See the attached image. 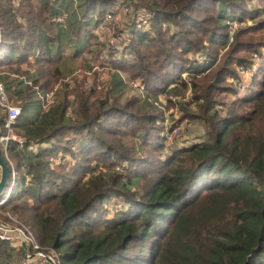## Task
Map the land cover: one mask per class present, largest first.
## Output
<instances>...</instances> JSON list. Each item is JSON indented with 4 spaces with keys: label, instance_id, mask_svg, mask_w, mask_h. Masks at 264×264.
Listing matches in <instances>:
<instances>
[{
    "label": "trees",
    "instance_id": "obj_1",
    "mask_svg": "<svg viewBox=\"0 0 264 264\" xmlns=\"http://www.w3.org/2000/svg\"><path fill=\"white\" fill-rule=\"evenodd\" d=\"M55 2L0 0V73L21 79L10 85V99L25 104V115L63 79L44 39L59 38ZM80 3L75 54L96 45L106 14L124 3L135 23L124 28L130 57L117 69L140 79L150 97L179 105L180 121L203 123L204 135L168 149L157 107L65 85L62 105L40 108L41 117L22 114L14 126L27 146L11 143L10 162L3 153L20 177L0 217L20 216L62 264H264V0ZM232 22L245 27L229 45ZM241 66H257L245 93L228 83ZM189 92L196 111L173 100ZM226 93L237 100L227 102ZM5 118L0 114V134ZM49 118L56 120L49 132L39 135L35 126L24 133L29 122ZM112 200L122 203L113 213ZM24 263V251L0 239V264Z\"/></svg>",
    "mask_w": 264,
    "mask_h": 264
},
{
    "label": "rangeland",
    "instance_id": "obj_2",
    "mask_svg": "<svg viewBox=\"0 0 264 264\" xmlns=\"http://www.w3.org/2000/svg\"><path fill=\"white\" fill-rule=\"evenodd\" d=\"M80 1L81 0H56V2H55L56 10L60 11V13H61V16H59L57 19V21L61 22V26L57 27L59 38L55 43H52V44L48 43V39H46V38H44V39L46 42V49L49 52H51L50 55L53 56V58L56 60V62H58L59 66H60L61 72L63 74V79H61L59 81V83L55 85V87L52 91L48 92V94H49L48 96L49 97L54 96L55 97L54 103H58L59 105H62L63 100L61 97V93H62L65 85H68V86L70 85L72 87H75L76 85L83 83L84 85L83 84L82 85L85 88H88V89H92L94 87L97 88V90H99L101 92L102 97L103 96L106 97L110 92L113 93V95L115 97H117L121 103H123L127 99L138 97L139 99H141L140 103L143 107L148 108V105H152L153 107H157V109H159L160 111H162L164 113L163 124L165 126V133L163 134V136H165V137L167 136V133L172 128V126L175 127L178 124L183 125L181 130L179 131V133L176 136H174L172 143L167 141V138L165 139V142L168 146L167 147L168 149L173 147V146L188 147L191 143L200 142L202 139V136L204 135L203 123H201L200 121H190V120L180 121L183 112H181L179 105H177V104H179V102H180V103H185V104H189L190 106H192L190 104V99H189V97H191L190 92L188 94H186L187 98L184 100H182V97H180V98L173 97V99L175 101H177V104H176L177 107L169 108V106L166 105V101H167L166 95H161L159 99L150 97L149 94L146 92V89H144V85L140 79L132 80L131 76L128 73L121 71L120 69H117L116 65H118L119 62H122L126 58L128 59L130 57V55H128L129 54L128 52H129V47H130L131 41L116 44V41L112 40V41H115L114 44H112V45L116 50H114L113 53L109 51V52H107V54H105V52L110 49L111 36L113 34L117 33V31H119V29H120V27L116 24V19L114 21L115 23L111 22L112 20H110V19H109L110 22H109V20H108V22L106 20V22H104L102 25H100L99 28L94 32V34L96 35L98 40L95 43L96 45H94L92 47H88V45H87V49L90 52L88 50H86L81 55L75 54L76 38L73 36V31H74V28H76V25L78 22L77 20L82 15V8H81ZM16 4H18V1L16 2ZM258 4H260V2H258ZM262 6L264 7L263 4H262ZM117 7H119V9L121 8V6L118 4L115 6V8H117ZM115 12H116V9L113 8V12H109L108 14H112ZM123 14L124 13H122L118 16V19L120 20L119 23L122 22V25L124 26V28L125 27L129 28L131 25H133L135 23V22L131 23V17H132L133 13L130 12L126 16H124ZM107 16L108 15L106 14L104 19L105 18L108 19ZM139 19H141L143 24L147 25L148 19H147V16L145 14L143 16H141ZM234 25H237V27H235ZM243 25L244 24L239 26L237 23L236 24L232 23L230 32L232 29H236V28H238L237 31L240 30L241 27H245V25L244 26ZM247 25L251 26L254 24L249 23ZM164 27L166 28V26H164ZM106 34H107V36H106L107 40L106 41H107V43H109L108 46L105 45V38H103V36ZM121 37H122L121 38L122 41L126 39V37H124V36H121ZM128 37H129V34H128ZM129 39H130V37H129ZM100 43L103 45L102 49L100 47ZM232 43H230V41H229V45ZM229 45H227V47ZM100 49H101V51H100ZM107 55L109 56V58H106ZM32 59L34 60V58H32ZM205 61H206V57L205 58L202 57L201 62L204 63ZM252 61H253V63H257L256 62L257 58L255 56H253ZM241 67H243V66H241ZM241 67H238L237 69H241ZM256 68H257V66L254 67L255 70H256ZM238 72H239V70H238ZM6 75H9L10 78L9 79L5 78ZM239 76H240V78H242L243 81L246 82V85L248 87V84L251 82L253 75L250 77L249 75L244 73L243 70L241 69L239 72V75L237 74L236 78H229L228 79V83L230 85H232L233 87L237 88L238 91L241 88V87H239V84H236L239 81ZM14 79L21 80L17 76L10 75L7 73H0V83H2L5 86L9 96L13 95L10 91V85L12 84ZM38 98L40 99L41 97L38 96ZM224 99L227 102L232 103L235 100H237V97L229 95L226 93V94H224ZM40 101H41V99H40ZM11 102L14 103V105L16 107H19V106L21 108L25 107L24 106L25 104L22 103L19 99L14 98L13 101H11ZM37 105H38V103H34V105L31 106V108H30L31 111H29V114L27 112V114L26 115L23 114V116H28V115L35 116V115H37V116L41 117L40 116L41 113H39V111L42 109V107L38 108ZM32 107H33V109H32ZM196 108H197L196 106H192V109L194 111H196ZM57 111H55L53 114H56ZM71 112L72 111H69L70 115L72 114ZM0 114L3 115V113H1V112H0ZM28 118L30 119V117H28ZM23 119H26L28 121L27 117H24ZM55 122H56V120L54 118H49L48 123L45 125H40V124L36 123V124H33L34 126H32V123L29 122L28 125L26 126L27 128H25L24 133L30 134L28 131L30 129H35L37 127L36 132L39 135L45 134L46 132H49V130L51 129V126ZM15 130H16V128H15ZM18 131H19V129H18ZM34 145L35 146L32 148V150L38 149V145H36L35 142H34ZM0 150H1L2 154L4 153V155L6 156V153H5L6 149L3 147H0ZM7 153H8V151H7ZM60 156H62V155H60ZM70 159L71 158L69 156H67L66 161L67 160L70 161ZM56 162H58V161H56ZM14 163L16 165L17 178H19L20 177V171L18 169L17 163L16 162H14ZM0 173H1V169H0ZM0 176H1V174H0ZM7 181H8V183H7V186L4 189V192L2 194L3 196H6L9 189L12 187V181L13 180L11 178H9ZM14 189L15 188H13L11 195L13 194ZM116 202H117L116 200H112L110 203H108V206H109L108 209L112 213L116 209L121 208L122 203H120V202L116 203ZM113 204H117V205H113ZM2 212L3 211L0 212V216L2 215ZM7 215L11 216V221ZM3 216L4 217L7 216L8 220L2 219L0 217V222L7 223L12 228H15L16 226H24V227L30 229L26 225V223H24L21 220V217L18 216L17 214L14 215V214H11L10 212H5V213H3ZM56 254L58 256H60L58 253H56Z\"/></svg>",
    "mask_w": 264,
    "mask_h": 264
},
{
    "label": "built area",
    "instance_id": "obj_3",
    "mask_svg": "<svg viewBox=\"0 0 264 264\" xmlns=\"http://www.w3.org/2000/svg\"><path fill=\"white\" fill-rule=\"evenodd\" d=\"M120 6H121L120 9H119V7L116 8L115 13L107 14L108 15L107 16L108 19L106 18L107 22L110 19V20H112L111 22L115 23L114 21L116 19V24L120 27V29H119V31H117V33H115L111 36L110 49L108 51H106L105 54H107V52H109V51L113 53V51L116 50L112 45V44H114L115 41H116V44H120V43L130 41V39L128 37V33L124 30V26L122 25V22L119 23L120 20L118 19V16L120 14L124 13L123 15L126 16L130 13V10H129L128 6H126L124 3H122V5H120ZM110 20H109V22H110ZM232 23L236 24V22H232ZM231 24H230V29H231ZM234 26L237 27V25H234ZM237 29L238 28L232 29L231 32L229 33V34H231L230 39H229L230 43H232L234 41V35L237 32ZM106 36H107V34L104 35L103 38H105V45L108 46L109 43H107V41H106L107 40ZM121 36L126 37V39L122 41ZM112 40H115V41H112ZM255 57L258 59L257 55H255ZM106 58H109V56L107 55ZM241 69L243 70L244 73H246L250 77L253 75L254 70H252V71L247 70V69H244L243 67H241ZM241 69H239V72ZM239 72H238V75H239ZM30 84H31V82L29 83V85ZM236 84H239V87H241L239 90L240 93H245L249 89V87H247V85H246V82L243 81L242 78H240V76H239V81ZM248 86H249V84H248ZM36 90L39 91L38 88H36ZM48 95L49 94L44 95V94L39 93V96L41 97L40 98L41 99V107L46 112H48L49 108L55 104L54 103L55 97L54 96L49 97ZM0 112L3 113L6 117L5 121H4V125H3L4 132L0 134V147H3L6 149L5 153H6V158L8 160V153H7L8 150L7 149L11 146L10 145L11 143H17L20 146V148H22V149L26 148L27 145H26V139H24L22 136H19L15 132V128H14V126L17 124L20 117L22 116L23 110L20 106L16 107L14 105V103L11 102L10 96L7 93V90L2 83H0ZM182 126L183 125H181V124H178L175 127L172 126V128L167 133V136H166L167 141L172 143L174 136H176L179 133ZM34 146H35L34 143H32L31 146H29V148H28L29 151H31V152L36 151L37 149L32 150V148ZM9 168H10V177L9 178H11L13 180L12 181V187L9 189L6 196L1 197L0 206L5 205L10 200L12 190L15 187L16 182H17V180H16L17 179V172H16L15 165L13 163H11V167H9ZM28 186H31V185L29 184ZM7 216L11 221V216H9V215H7ZM0 239L9 242L15 249H18V250L21 249L22 251H24V254H25V263L24 264H62L60 256H58L56 254L58 252L54 249L51 250V249L43 248L40 245L35 233H33L31 231V229H28L24 226H16L15 228H12L9 226V224L0 222Z\"/></svg>",
    "mask_w": 264,
    "mask_h": 264
},
{
    "label": "water",
    "instance_id": "obj_4",
    "mask_svg": "<svg viewBox=\"0 0 264 264\" xmlns=\"http://www.w3.org/2000/svg\"><path fill=\"white\" fill-rule=\"evenodd\" d=\"M1 43V40H0ZM0 169H1V176H0V198L3 196L4 189L7 186L8 179L10 177V168L7 163H5L3 154L0 150Z\"/></svg>",
    "mask_w": 264,
    "mask_h": 264
},
{
    "label": "crops",
    "instance_id": "obj_5",
    "mask_svg": "<svg viewBox=\"0 0 264 264\" xmlns=\"http://www.w3.org/2000/svg\"><path fill=\"white\" fill-rule=\"evenodd\" d=\"M1 174V173H0Z\"/></svg>",
    "mask_w": 264,
    "mask_h": 264
}]
</instances>
